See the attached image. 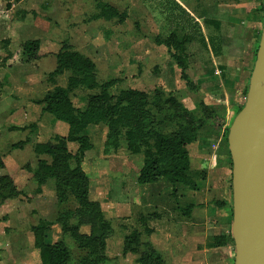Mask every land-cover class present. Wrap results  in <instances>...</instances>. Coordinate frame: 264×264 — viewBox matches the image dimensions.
<instances>
[{"label": "rangeland", "instance_id": "374dc122", "mask_svg": "<svg viewBox=\"0 0 264 264\" xmlns=\"http://www.w3.org/2000/svg\"><path fill=\"white\" fill-rule=\"evenodd\" d=\"M176 3L177 0H0V152L6 160L0 168V177L16 175L17 183L12 180L20 192L18 197L7 200L0 211V264H42L31 231L40 219L51 223L45 233L47 243L63 236L69 244L71 264H89V260H94L92 245L79 243L65 229L80 221L75 182L58 186L53 178L41 186L34 178L40 161L48 164L52 161L50 156L37 154L35 146L57 144L69 135V126L54 119L49 123L45 116L51 115L43 118V106L37 103L56 88L69 85L72 73L54 74L57 54L64 46L89 57L97 69L92 79L97 85L94 89L78 84L71 91L76 108L84 110L87 99L94 98L104 106H113L121 93L128 90L157 92L146 105H126L115 115H105L100 124L82 132L80 137L87 138L82 144L65 142V150L72 156H80L81 146L85 145L81 167L90 178L89 200L100 205L111 229L105 241L109 260L95 264H181L178 255L182 247L177 234L182 215L178 205L184 208L195 202V195L182 186L174 191L167 181L161 180L158 188L149 191L152 199L143 203L140 215L131 214L127 203L136 194L132 192L137 188L135 173L143 166L145 157L143 147L136 153L130 149V132L134 130L133 141L138 145L152 136L147 126L151 130L157 128L166 137L183 130L185 124L174 119L169 107H163L162 96L165 99L174 96L196 115L202 114L203 104L210 108L217 106V113L232 119L245 105L250 77L239 93L240 87L222 72L219 63H213L209 51L199 42H192L186 46L188 74L195 81L203 80L204 99L196 96L200 92L190 91L172 57L175 50L156 43L170 41L172 32L176 34L175 41H180L191 31L176 24ZM248 37L251 39V32ZM26 39H39L45 55L25 63L21 59V45ZM256 48L257 40L242 55L250 61V73ZM14 57L13 63L8 61ZM33 124L36 128L31 130L29 126ZM23 128L27 129L19 130ZM205 132L216 131L206 126L199 135L205 136ZM228 135L229 131L223 137L226 148ZM26 138L31 142L22 149H13L14 144ZM190 153L195 168V143L190 146ZM64 165L58 167L62 178L67 177L62 170ZM182 191L186 193L183 196ZM109 192L115 193V203ZM152 214L155 217L147 224L140 221ZM134 231L140 233L138 246L125 241ZM80 232L89 234V228L81 227ZM186 248L194 249L195 253V237ZM224 261L218 259L210 264H234V244L230 263Z\"/></svg>", "mask_w": 264, "mask_h": 264}, {"label": "trees", "instance_id": "16d2710c", "mask_svg": "<svg viewBox=\"0 0 264 264\" xmlns=\"http://www.w3.org/2000/svg\"><path fill=\"white\" fill-rule=\"evenodd\" d=\"M262 6L259 10L260 21H264V0H261ZM9 7V6H8ZM177 9V16L174 17L176 24L181 25L183 29L191 28V33L187 32L183 35L180 41H175V32H172L167 42L157 40V45H165L169 50H175L176 54L172 57L175 59V64L181 70V80L185 81L187 88L196 92L200 89L199 85L195 83L188 74L189 69V56L187 55L186 46L193 41H204L200 28L197 22L193 20L191 15L178 3L174 6ZM195 30V31H193ZM261 35L257 41V48L255 50V60L258 51ZM174 40V41H173ZM21 59L25 63H31L43 57L45 54L41 51V41L39 39H28L21 45ZM11 57V56H9ZM58 66L54 74L69 71L72 73L70 82L67 88H56L49 92L43 100L37 102L43 106V112L53 115L55 122H63L69 126V135L67 140L78 141L83 143L87 138L80 137L82 132L90 125L100 124L105 115H115L126 105H136L142 103L146 105L149 103L151 95L156 97L157 92H145L141 90H128L117 98L113 106H104L99 103L96 98L92 100L87 99L86 108H76L73 104L70 94L76 85H85L89 89H94L97 85L92 81L94 74L97 72L94 62L87 56L75 51L69 46H64L57 54ZM9 59V58H8ZM11 59V58H10ZM253 71V69H252ZM157 91V90H156ZM161 98V97H160ZM163 107H169L173 112L175 120H179L185 124L181 132L175 135L166 137L159 133L157 128L151 130L148 128L149 134L152 136L148 140H141L140 144H136L134 130L129 139V147L133 153L141 150L143 147L144 163L139 172L137 182L139 185L154 184L161 180L167 181L174 191L177 190V185H181L192 191L198 190L195 176L197 173L191 170V158L188 147L195 143L198 139L200 131L210 126L216 132L229 131L232 122L237 114L242 110L240 109L236 116L228 119L224 114L217 113L219 107H207L203 104V111L201 115H196L195 111L189 110L174 96L166 98L162 96ZM135 114V112H134ZM143 120H141L142 122ZM31 130L36 128L33 124L29 126ZM27 128L19 129L25 131ZM64 139H60V141ZM44 143L35 146V152L39 155L50 156L52 161L48 164L45 161L39 162V168L34 172V178L39 185H45L49 179L55 178L57 185H68L69 182H75L77 185V200L81 207L78 211L79 224L76 226H64L71 235L82 244H91V256L94 260H89V264H95L109 260L107 254L106 239L110 237L111 229L109 223L100 210V205L97 202L89 200V182L90 178L82 170L81 162L85 145L81 146V154L72 156L65 150V142ZM152 140V141H151ZM31 142L30 138L13 145V149H22L25 145ZM142 143V144H141ZM62 144H64L62 146ZM145 146V148H144ZM4 159L0 152V168L4 167ZM64 163L63 171L67 172V177L62 178L58 173V167ZM73 165V166H72ZM71 166V167H70ZM232 159L230 158L231 169V184H232ZM20 192L17 190L12 178L9 175L0 177V208L7 200L18 197ZM233 198V191H232ZM190 208H183L181 211L184 215L191 212L195 205L189 206ZM230 213L233 219V199L230 206ZM155 214L152 216H144L140 218L144 224L147 221L153 220ZM51 223L40 219L38 225L31 228L34 235V246L39 252L42 264H71V251L69 244L64 241L63 236L58 241L47 243L45 241V233L50 229ZM81 227H88L89 234H82ZM148 231V230H147ZM150 232V231H148ZM63 233V232H62ZM139 232H132L125 238L129 245H140ZM232 244H234L233 237L231 236ZM235 246V244H234ZM1 251V250H0Z\"/></svg>", "mask_w": 264, "mask_h": 264}, {"label": "crops", "instance_id": "0c3cea01", "mask_svg": "<svg viewBox=\"0 0 264 264\" xmlns=\"http://www.w3.org/2000/svg\"><path fill=\"white\" fill-rule=\"evenodd\" d=\"M177 2L199 25L204 41L193 42H199L205 50L209 51L213 63H219L222 72L229 74L228 78L230 81L237 88L240 87L239 91L236 89L240 93L246 86V80L251 77L255 64L254 55L253 63L251 62V73L248 72L250 70V61L242 58V55L254 45L255 40L258 41V36L262 33L263 24L259 16V10L262 6L261 0H177ZM260 24L261 27L258 28ZM249 32H251V39L248 37ZM14 59L15 57L8 61L13 63ZM242 59L244 60L242 61ZM200 81L199 79L195 81L200 87L196 91L200 93L196 96L204 99V95L201 94V91H203L201 88L203 80L201 79ZM205 103H208V101L206 100ZM188 109L191 110L190 108ZM46 114L49 113H44L43 118ZM45 117H47L45 120L49 123L54 119L53 115L50 118L48 116ZM57 123L60 124V122ZM205 133V136L199 135L195 142V168H193L194 160H191V170L195 174L197 173L195 181L198 190L192 192L195 195V202L187 203L184 207L187 209L190 208L189 206L195 205V208L193 207L190 213L184 215L181 211L183 207L178 205L179 212L182 215L181 220H179L181 229L178 232L179 234H177V242L182 247L179 248L180 253L178 255L181 264H210L218 259H224V262L230 263V258H232V216L230 206L233 198L230 149L229 145L226 148L223 144L224 130L214 134L211 132ZM190 146L188 147L189 153ZM220 158H223V160H220ZM5 162L6 160H4ZM140 170L135 173L137 188L132 190L136 194H132L127 203L131 214L140 212L142 207H144L143 203L152 199L153 194H150L149 191L155 189L154 187L158 188L160 182L139 185L137 178ZM11 178L17 183L16 175H11ZM179 186L181 185H177V189ZM182 188L186 189L183 186ZM114 194L109 192L112 202L115 198ZM185 194L184 191L182 196ZM103 195L105 196V192ZM107 195L105 199H107ZM182 199L183 201L185 200V198ZM1 208L0 211H2ZM194 237L195 253L194 249L186 248V244L190 245Z\"/></svg>", "mask_w": 264, "mask_h": 264}, {"label": "water", "instance_id": "95a60500", "mask_svg": "<svg viewBox=\"0 0 264 264\" xmlns=\"http://www.w3.org/2000/svg\"><path fill=\"white\" fill-rule=\"evenodd\" d=\"M227 140L233 164L234 264H264V21L247 99Z\"/></svg>", "mask_w": 264, "mask_h": 264}]
</instances>
